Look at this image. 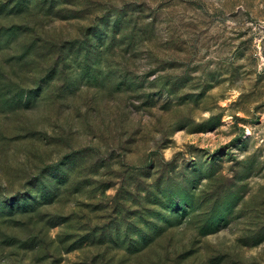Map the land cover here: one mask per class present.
<instances>
[{"label": "rangeland", "instance_id": "1", "mask_svg": "<svg viewBox=\"0 0 264 264\" xmlns=\"http://www.w3.org/2000/svg\"><path fill=\"white\" fill-rule=\"evenodd\" d=\"M0 264H264V0H0Z\"/></svg>", "mask_w": 264, "mask_h": 264}, {"label": "trees", "instance_id": "2", "mask_svg": "<svg viewBox=\"0 0 264 264\" xmlns=\"http://www.w3.org/2000/svg\"><path fill=\"white\" fill-rule=\"evenodd\" d=\"M8 206H9V205H8V203H6V204L2 205V210H3V209H6ZM22 206H26V204H25V203H23V205H22ZM10 208H12V206H10Z\"/></svg>", "mask_w": 264, "mask_h": 264}]
</instances>
